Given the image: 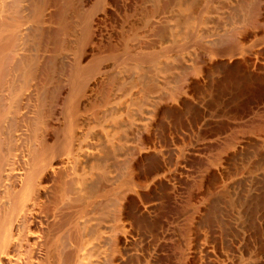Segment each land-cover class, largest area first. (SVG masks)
<instances>
[{
    "label": "rangeland",
    "instance_id": "374dc122",
    "mask_svg": "<svg viewBox=\"0 0 264 264\" xmlns=\"http://www.w3.org/2000/svg\"><path fill=\"white\" fill-rule=\"evenodd\" d=\"M13 2L0 0V19H17L10 63L24 60L0 89L1 106H6V112L0 111V139L7 141L4 136L12 132L16 153L32 147L35 134L46 137L48 145L66 141L68 132L76 133L75 142L93 141L96 158L70 170L74 200L56 212L74 215L82 236L99 219L110 216L115 228L107 248L108 264H149L147 207L165 190L183 159L182 150L210 132H226L216 149L225 156L235 146L233 132L248 136L264 132V124L231 122L232 103L242 81H255L264 69V0ZM255 3L260 14L249 21ZM96 62L97 67L87 71ZM255 67L258 73H251ZM77 78L85 86L73 98ZM16 93H20L17 110L12 99ZM72 99L78 102L75 110ZM251 142L244 141L238 155L229 154L225 166L252 163L259 145ZM142 146L147 147L143 152ZM70 151L59 155L71 156ZM57 182L53 180V189ZM251 205L255 210L264 208V182ZM102 254L100 247L92 259Z\"/></svg>",
    "mask_w": 264,
    "mask_h": 264
},
{
    "label": "bare ground",
    "instance_id": "6f19581e",
    "mask_svg": "<svg viewBox=\"0 0 264 264\" xmlns=\"http://www.w3.org/2000/svg\"><path fill=\"white\" fill-rule=\"evenodd\" d=\"M258 7V3L253 5L249 21H255L257 14H260ZM15 21L17 19L14 20L13 17L0 19V89L5 85L10 72L24 60H17L13 65L10 63L17 39L13 32V27L17 25ZM2 30L8 33L2 34ZM97 65L98 62L94 63L87 71L95 69ZM251 70V73H258L256 67ZM75 73L81 74L77 70ZM260 73L262 74L258 79L251 83H243L240 79L243 85L236 92L231 108L233 115L238 118H231V122L233 120L235 123L239 121L261 126L264 124V69ZM253 76L256 77L254 74ZM78 80L73 98H78L85 86L80 81L82 79ZM90 84H96V81L91 80ZM19 94L12 95V99H15V110L19 108ZM72 100L75 110L78 102ZM3 107L0 102V111L4 110ZM232 135L236 140H233L235 146L233 149L228 146L230 150L224 152L225 156L218 154L216 149L227 137L226 132H210L182 150L183 159L167 179L165 190L158 194V199L151 207H147L151 214L145 244L151 250L149 255L146 254L149 256V264H264V208L255 210L251 205L257 199L264 182V132H251L250 136L233 132ZM76 136L75 132H68L66 141L48 145L46 137L35 134L33 146L25 153H16L12 143L15 135L12 132L4 136L7 141L0 139V264H108L107 248L115 228L110 222V216L99 219L82 236V227L74 215L58 216L56 212L57 208L66 207L68 201L74 200L70 196L72 181L67 177L70 170L88 165L96 158L95 143L75 142ZM248 140L253 141V144L258 143L256 146L259 145L257 149L253 146L258 152L255 151L253 162H235L232 167L225 166L227 156L231 153L238 155L244 149L243 142ZM145 148L147 149L145 146L141 147L142 152ZM65 150H71L72 155L60 156L59 152ZM55 179L58 182L53 189L52 182ZM216 194L225 196L219 199ZM250 219L254 226H251L253 222ZM88 243V248L81 249ZM100 247L103 248V254L92 259L93 253Z\"/></svg>",
    "mask_w": 264,
    "mask_h": 264
}]
</instances>
